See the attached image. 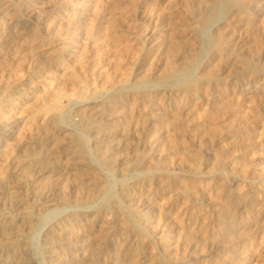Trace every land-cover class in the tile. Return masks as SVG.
<instances>
[{
  "label": "rangeland",
  "instance_id": "obj_1",
  "mask_svg": "<svg viewBox=\"0 0 264 264\" xmlns=\"http://www.w3.org/2000/svg\"><path fill=\"white\" fill-rule=\"evenodd\" d=\"M23 263L264 264V0H0Z\"/></svg>",
  "mask_w": 264,
  "mask_h": 264
},
{
  "label": "bare ground",
  "instance_id": "obj_2",
  "mask_svg": "<svg viewBox=\"0 0 264 264\" xmlns=\"http://www.w3.org/2000/svg\"><path fill=\"white\" fill-rule=\"evenodd\" d=\"M239 5V4H238ZM240 7V6H239ZM241 7H243V6H241ZM176 45V44H175ZM176 49H178V47L176 48ZM262 243V242H261ZM24 264V263H23Z\"/></svg>",
  "mask_w": 264,
  "mask_h": 264
}]
</instances>
